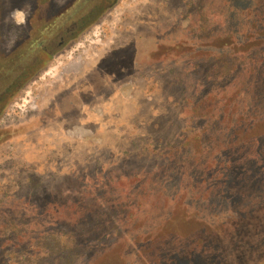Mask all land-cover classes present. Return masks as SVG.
Here are the masks:
<instances>
[{
    "label": "rangeland",
    "instance_id": "rangeland-1",
    "mask_svg": "<svg viewBox=\"0 0 264 264\" xmlns=\"http://www.w3.org/2000/svg\"><path fill=\"white\" fill-rule=\"evenodd\" d=\"M3 55L0 264H264V0H0Z\"/></svg>",
    "mask_w": 264,
    "mask_h": 264
},
{
    "label": "flooded vegetation",
    "instance_id": "flooded-vegetation-1",
    "mask_svg": "<svg viewBox=\"0 0 264 264\" xmlns=\"http://www.w3.org/2000/svg\"><path fill=\"white\" fill-rule=\"evenodd\" d=\"M74 1V0H73ZM110 1H112V0H110ZM111 2H109L108 4H107V6H101V10H96L97 8H99V6L95 9H92L91 11H89V13H87V16H85L84 18H82L80 21H79V23H78V25H80L81 24V26H77L78 27V29L79 30H82V28L83 27H86V26H88V25H90L92 22H94L95 20H96V18L100 15V13L104 10V9H106V8H108L111 4H110ZM79 30H77V29H73V30H71V31H69L68 32V35L70 36V37H72L75 33H76V31H79ZM64 43H65V39H61V41H60V43H59V48H61V47H63V45H64ZM19 46H17L16 45V48H18ZM13 52H16L15 50H12V52L11 53H13ZM3 58H7V55H3V56H0V60H2ZM40 70V56L36 59V65H34L33 66V68H30V72H32V73H36V72H38ZM23 75H24V73H22L19 77H18V84L19 85H15V83L14 84H12L11 86H12V88H18V87H20L21 85H22V83H23V80H24V77H23ZM22 81V82H21Z\"/></svg>",
    "mask_w": 264,
    "mask_h": 264
}]
</instances>
